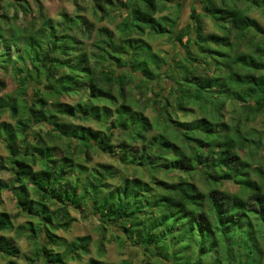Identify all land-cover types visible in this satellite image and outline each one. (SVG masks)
Instances as JSON below:
<instances>
[{
	"label": "trees",
	"instance_id": "16d2710c",
	"mask_svg": "<svg viewBox=\"0 0 264 264\" xmlns=\"http://www.w3.org/2000/svg\"><path fill=\"white\" fill-rule=\"evenodd\" d=\"M169 1L75 0L80 11L79 2H90L93 19L62 12L55 21L42 0H34L35 7L28 0H0V117L9 111L14 119L0 122V142L9 154L0 169H10L15 181L0 182V197L16 188L17 215L33 218L29 232L15 228L39 244L26 264H71L69 258L89 253L90 236L67 241L56 233L70 227L69 221L62 223L69 217L62 205H81L87 195L103 226L122 230L112 237L132 239L146 257L171 261L164 245L180 241L182 226L191 238L179 245L178 257L192 258H182L183 264H264V169L249 157L264 143V130L252 126L264 113V25L249 12L264 15V0H194L188 23L177 32L178 16H158ZM107 18L113 29L102 24ZM152 34L173 36L186 52L183 59L170 62L154 51L146 39ZM3 72L13 78L15 95L3 93ZM161 75L172 86L164 88L167 96L154 100L161 109L154 123L144 112L150 102L140 103L156 76L161 83ZM135 81L138 97L120 104L113 119L111 107L94 104L108 97L102 84L123 87ZM74 94L81 96L77 102L51 106L50 97ZM169 96L177 112L197 105L201 116L175 123ZM63 115L97 128L62 121ZM38 124L46 127V139L36 134L30 139ZM155 127L160 131L152 133ZM116 131L124 138L122 159L145 167L148 179L124 177L111 187L107 181L118 173L113 165L88 168L84 160L57 157L54 141L60 139L67 147L76 142L86 159L93 147L113 153ZM135 143L143 147L133 151ZM170 169L186 175L159 177ZM227 182L238 191L226 189ZM153 208L162 217H154ZM13 227L9 214L0 212V231ZM0 254L7 264H18L19 247L5 235H0ZM90 264L103 263L91 259Z\"/></svg>",
	"mask_w": 264,
	"mask_h": 264
},
{
	"label": "rangeland",
	"instance_id": "374dc122",
	"mask_svg": "<svg viewBox=\"0 0 264 264\" xmlns=\"http://www.w3.org/2000/svg\"><path fill=\"white\" fill-rule=\"evenodd\" d=\"M33 7H35L34 0H28ZM122 1V0H120ZM45 11L47 14H49L55 21L61 20V14L62 12H67L71 15L76 14H85L93 19L92 13H91V4L90 2H79L81 6L84 7L83 11H80L78 9V6L75 2V0H42ZM181 3V7L178 8L177 3ZM194 0H172L167 2L168 8L160 13H158V16L162 15H168L171 18L179 17L178 25H176V32L179 30V28H183L189 21V14H190V6L193 4ZM250 15L256 17L259 19V21L264 25V15L259 10H251ZM103 25H108L110 28H114L115 24L111 23L110 19H105L102 22ZM208 30L212 31L213 28L211 25L208 26ZM146 39L150 42L152 48L154 51L158 52L161 56H164L165 58L170 59V62L177 61L183 59L182 54H186L183 47L175 41V39L172 37H169V35H147ZM187 39V36L184 38V41ZM87 49L91 51V46H88ZM172 64V63H170ZM167 66L163 67L162 71L164 72L167 70ZM159 70H155V72L158 74ZM1 77L6 81L7 87L4 90L3 93L5 94H16V84L11 77L10 74L7 73H1ZM158 76L155 77V82L153 81L152 89H150L147 93L146 97L141 98V105H144V102L148 100L150 102V105L145 108L144 112L145 114L150 118L152 122H156L160 120V105L155 102V99H159L160 96H167L169 89H164L166 86L171 87L172 81L170 78H166L164 75H161L160 80L161 83L158 81ZM104 83V82H103ZM125 86V87H124ZM123 87H120L119 85L115 84L113 86H109L107 83L105 85H101L102 89L108 94V97H101L98 99H94V104H98L100 106H109L112 109V112H114V115L112 116V119L115 117V113L122 103L128 102L133 97H138L139 89H138V81L128 83L125 82V85ZM161 94V95H159ZM81 98L80 94H74V95H62L57 97H50V102L52 103L51 106L54 108H58L59 104L61 102H67V103H75ZM85 99V97H84ZM137 99V98H136ZM169 100L172 103L173 97L169 96ZM171 111L175 112V106L171 105ZM175 117L173 120H175V123L181 121H190L197 117L201 116L200 109L197 105H191L188 111H179L175 112ZM231 115L229 113H226L225 120H229V117ZM2 120L5 121H11L14 122V119L11 116V113L9 111H6L2 114L0 117V122ZM60 120L65 122H75L78 124H83L86 126H91L93 128H97V125L89 120H76L72 118H68L66 116H61ZM252 126H254L256 129L263 131L264 130V113L261 115L254 123H252ZM50 129V125H48ZM105 131V130H104ZM160 131L159 127H155L153 129L152 133H157ZM118 131H116V134L114 135L112 139V144L114 146L115 152L108 153L103 152L100 149L93 147L89 150V157L87 159L85 158L86 155L84 153H80V147L76 142H72L70 147H67V143L65 139H60L57 141H54L56 143V154L58 158H64L65 156H71L75 160H84L88 168L98 167L99 164H109L113 165L116 171L118 172L117 175L113 178H109L107 181L108 184L113 187L124 177H140L143 176L145 179H148L151 174L145 170V167L138 166L136 164H126L124 160L122 159V150L120 147L121 142L123 141V137L119 136ZM30 134L32 136L34 134L40 135L42 137L48 136L47 129L45 126L34 125L31 130ZM46 139V138H45ZM143 145L139 143H135L132 145L131 149L133 151H136L138 148H142ZM9 157L8 151L6 150L5 146L0 142V163L4 162L7 163V159ZM253 166L260 167L264 169V143L258 150V152L254 155L249 156ZM63 161H61L62 163ZM39 165H37L38 167ZM101 168V167H100ZM74 172L71 173L69 176L70 178H74ZM144 173V175H143ZM186 174L182 172L179 169H170L166 171H161L159 174V177L166 178L168 180H179L180 178H183ZM253 178L261 179L257 172L253 173ZM1 181H9L10 183L15 184L14 181V175L13 172L10 171V169H0V182ZM199 185L203 186L202 180L199 177H196L195 180ZM200 186V187H201ZM226 189H228L231 192L238 191L239 187L231 182H227L224 186ZM32 195L34 198H38L39 196L36 193L35 188L31 187ZM16 188L15 189H6L5 191H2L1 197H0V212L1 213H7L9 214L10 218L15 224V227H13V230L10 232H3L0 231V235H5L7 238L14 240L15 245L19 247V254L18 258H15L17 260L18 264H26V259H29V257L35 258V254L37 249L39 248V244L33 242L27 234L24 232H20L16 234L15 228L18 230H24L27 229V232L31 229V220H33L32 217L22 215H17V212L19 211V208L17 207L16 203ZM90 195H87L84 201L81 205H62V209L69 213V217L66 218L63 222H70V227L67 229L60 228L56 231L58 236L64 237L67 241H74L79 237L82 236H90L91 238V244H90V251L89 253H83L77 258H69V263L71 264H90L91 259H98L103 264H122L125 260H130L133 264H183L184 260L192 259L189 254H183L181 257H178V248L179 245H181L186 239L191 238V234L189 233V230L185 229L183 232L182 226L178 229L179 235L181 237L180 241L172 240L164 245V251L167 252V249H170L171 256L170 260H162L153 257H146L141 252L140 248L134 245V242L132 239L124 237L125 242H119L116 238L112 237V232H116V234H120L122 230H120V227L118 226H112L111 229H108L104 227V223L100 217L99 214L96 213L95 210H93L92 203L88 204V199ZM57 208V206H56ZM65 208V209H64ZM55 209V208H54ZM148 209V208H147ZM152 211H155L154 217H162V213L160 210L153 208ZM150 211V209L148 210ZM155 219V218H154ZM26 226V227H24ZM108 226V225H107ZM22 228V229H21ZM106 229V230H105ZM40 238L41 234L43 232H38ZM104 234V235H103ZM36 236V235H35ZM45 236V234H44ZM38 237V236H37ZM43 241V240H42ZM44 241H46V238L44 237ZM103 242V245L101 244ZM6 244V243H5ZM68 245V244H67ZM55 245H52L54 247ZM103 246V251L99 250V247ZM67 247V246H66ZM28 254V256H27ZM76 254V253H74ZM27 256V257H26ZM10 259V258H8ZM8 260L0 254V264H7ZM43 264V262H42Z\"/></svg>",
	"mask_w": 264,
	"mask_h": 264
}]
</instances>
